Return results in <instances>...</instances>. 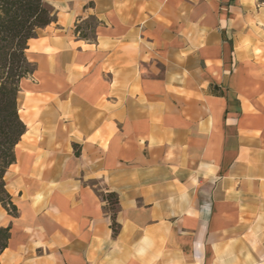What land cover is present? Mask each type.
<instances>
[{
	"label": "crops",
	"instance_id": "0c3cea01",
	"mask_svg": "<svg viewBox=\"0 0 264 264\" xmlns=\"http://www.w3.org/2000/svg\"><path fill=\"white\" fill-rule=\"evenodd\" d=\"M49 3L0 264H264V0Z\"/></svg>",
	"mask_w": 264,
	"mask_h": 264
},
{
	"label": "trees",
	"instance_id": "16d2710c",
	"mask_svg": "<svg viewBox=\"0 0 264 264\" xmlns=\"http://www.w3.org/2000/svg\"><path fill=\"white\" fill-rule=\"evenodd\" d=\"M54 21L55 14L49 0H0V203L8 210H12V206L5 190L4 175L14 162V147L26 131L19 117L17 99L21 80L34 71L26 50L37 31ZM88 28L87 23L84 27L77 25L75 33L88 39L84 31ZM111 198L110 203L116 204L115 196ZM111 219L113 233H116L114 214ZM8 239V228L0 227V255Z\"/></svg>",
	"mask_w": 264,
	"mask_h": 264
},
{
	"label": "rangeland",
	"instance_id": "374dc122",
	"mask_svg": "<svg viewBox=\"0 0 264 264\" xmlns=\"http://www.w3.org/2000/svg\"><path fill=\"white\" fill-rule=\"evenodd\" d=\"M85 23L90 26L88 29H84L85 33L87 34L88 39H92L94 36V27H95V20L90 18L86 20L84 23H81V26H85Z\"/></svg>",
	"mask_w": 264,
	"mask_h": 264
}]
</instances>
